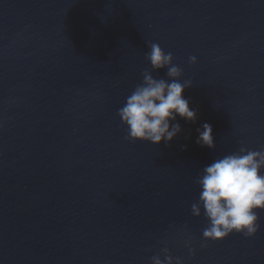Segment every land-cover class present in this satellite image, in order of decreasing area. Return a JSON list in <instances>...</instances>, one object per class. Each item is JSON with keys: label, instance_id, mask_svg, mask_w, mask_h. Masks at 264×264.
<instances>
[{"label": "water", "instance_id": "95a60500", "mask_svg": "<svg viewBox=\"0 0 264 264\" xmlns=\"http://www.w3.org/2000/svg\"><path fill=\"white\" fill-rule=\"evenodd\" d=\"M153 42L197 112L167 147L129 143L117 115ZM242 143L264 147V0H0V264H151L165 246L264 264V212L218 243L191 215L203 167Z\"/></svg>", "mask_w": 264, "mask_h": 264}, {"label": "clouds", "instance_id": "9594fccd", "mask_svg": "<svg viewBox=\"0 0 264 264\" xmlns=\"http://www.w3.org/2000/svg\"><path fill=\"white\" fill-rule=\"evenodd\" d=\"M145 61L151 70L145 69L142 81L125 98L117 115L126 129L129 143H150L170 146L182 131L177 118L196 123L197 112L183 95L192 86L183 80V72L174 63L171 52H165L158 43L147 45ZM189 64L196 65L197 58L189 57ZM166 70V78H156L153 72ZM196 144L215 150L212 126L204 123L197 129ZM200 189L196 201L191 204V215L207 221L202 231L204 242L218 243L232 234L245 238L254 237L260 229L259 213L264 212V147L251 150L241 144L238 151L216 158L203 167L195 180ZM166 243V242H163ZM184 246L191 257L195 250L190 240ZM206 246L205 244L201 245ZM151 257V264H184L181 257H173L169 248Z\"/></svg>", "mask_w": 264, "mask_h": 264}]
</instances>
